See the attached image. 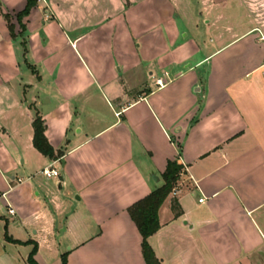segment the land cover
Listing matches in <instances>:
<instances>
[{
  "label": "crops",
  "instance_id": "obj_1",
  "mask_svg": "<svg viewBox=\"0 0 264 264\" xmlns=\"http://www.w3.org/2000/svg\"><path fill=\"white\" fill-rule=\"evenodd\" d=\"M26 3L0 0V264H145L126 209L173 160L160 263L264 264V0H43L22 30ZM33 156L58 172L35 196Z\"/></svg>",
  "mask_w": 264,
  "mask_h": 264
},
{
  "label": "trees",
  "instance_id": "obj_2",
  "mask_svg": "<svg viewBox=\"0 0 264 264\" xmlns=\"http://www.w3.org/2000/svg\"><path fill=\"white\" fill-rule=\"evenodd\" d=\"M36 5L35 0H27L25 8L17 14L16 18L20 24L22 30V20L25 18L30 10ZM8 22V28L13 36V27L10 25L9 17L4 16ZM33 138L32 145L34 149L44 157L49 159L60 158L63 153L61 151L55 152L52 146L49 144L45 137V124L42 118L36 113L32 121ZM183 167L177 160L168 161L164 172L161 175L163 184L159 188H156L144 198L136 201L130 205L126 211L134 223L140 237H141V252L145 264H161L155 257L151 246L148 243V238L154 235L160 228L158 220V211L166 198L173 193L176 184L182 174ZM179 208L177 202L174 200L172 203V209L175 211ZM180 212H175V216H179ZM37 248L33 247L28 256V264H36L33 257L36 254ZM62 264H67L66 258L62 257Z\"/></svg>",
  "mask_w": 264,
  "mask_h": 264
},
{
  "label": "rangeland",
  "instance_id": "obj_3",
  "mask_svg": "<svg viewBox=\"0 0 264 264\" xmlns=\"http://www.w3.org/2000/svg\"><path fill=\"white\" fill-rule=\"evenodd\" d=\"M57 1L58 0H47V2H49V4L51 2H57ZM47 12H48V10H47ZM16 23L18 24V26H20V24H19L17 19H16ZM13 30H14V28H13ZM164 46H165V44H164ZM157 50H159V52H161L163 50V47H162V49L158 48ZM67 56L69 57V60L71 62V70H72V72L75 73L76 76H81L83 78V74L85 72L83 63L82 64L77 63V61L74 58L73 59L71 58L69 53L67 54ZM40 157H38V156L31 157V163H32V167H33L34 171H31L30 173H28L27 176H30V180L25 182V184L20 187V190H23L25 195L29 194L30 191H32V196H35L36 193L42 195V194L45 193L46 189L49 188L48 186L54 187V182H55L54 179L46 180L42 176V174L40 173L41 167H42V164H43L41 162V158ZM26 204H27V209L29 211L34 210L35 206L32 203L26 202Z\"/></svg>",
  "mask_w": 264,
  "mask_h": 264
},
{
  "label": "built area",
  "instance_id": "obj_4",
  "mask_svg": "<svg viewBox=\"0 0 264 264\" xmlns=\"http://www.w3.org/2000/svg\"><path fill=\"white\" fill-rule=\"evenodd\" d=\"M39 1H43V0H36V2H39ZM154 84H155V86H157V88H162V87H164L167 84V82L162 80L161 78H159V79L155 80ZM42 174H43V176L46 179H52V178L58 176V172L55 169H52V168L44 169L42 171ZM17 181H18V183H21L20 179H18ZM173 192H174V190H173ZM199 202L201 203L202 199H199ZM7 212H8L9 215H13L14 214V211L12 209H10V208L7 210Z\"/></svg>",
  "mask_w": 264,
  "mask_h": 264
},
{
  "label": "water",
  "instance_id": "obj_5",
  "mask_svg": "<svg viewBox=\"0 0 264 264\" xmlns=\"http://www.w3.org/2000/svg\"><path fill=\"white\" fill-rule=\"evenodd\" d=\"M158 179L157 178H155V181H157Z\"/></svg>",
  "mask_w": 264,
  "mask_h": 264
}]
</instances>
